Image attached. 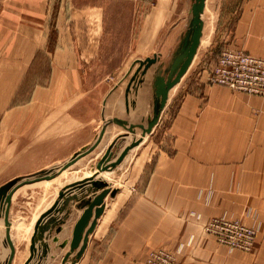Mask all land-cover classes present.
Listing matches in <instances>:
<instances>
[{"label":"rangeland","instance_id":"rangeland-1","mask_svg":"<svg viewBox=\"0 0 264 264\" xmlns=\"http://www.w3.org/2000/svg\"><path fill=\"white\" fill-rule=\"evenodd\" d=\"M51 1V11L55 12V3L58 5L61 0ZM226 1L231 3L226 5ZM237 1H206L202 14L204 28L201 43L187 71L169 90L168 99L163 108L162 123L151 135H141L142 139L138 141L139 147L132 151L131 156L103 172L101 178L107 180L111 187L117 188V191L114 196L107 195V207H105L106 200L104 206V209H107L103 210L98 225L89 235L91 240L88 246L89 264L102 262L106 264L104 259L108 255L113 256L114 250L126 249L125 241H122V246L118 241L115 247L116 237L119 239L122 237L125 240L146 238L151 241L148 246H145L139 260L140 264H176V256L191 243L194 235L190 234L184 242L176 245H170V242L181 226L188 222L189 225L191 222L199 223L203 235L213 238L219 246H224L228 251L253 252L257 248L255 243L259 239H264V198L245 199L247 205L242 211L235 202V207L230 206L228 207L230 209H227L225 206L217 214L200 221L194 210L190 208V210L178 212L177 207L170 204L171 207L167 213L168 208L163 195L161 196L160 192L158 195L152 192L153 189L163 187L161 182L151 181L153 173L164 171L161 170L163 167L172 166L167 164L156 168V147L163 149L170 156L175 152L176 136L170 132L169 127L185 97L194 95L199 98L200 103L197 100L196 105L193 104L192 107L206 111L203 112L202 122L197 121L196 132H191L194 124L188 125L183 133L184 137L180 138L179 142H188L191 139L205 140L206 138L203 137L209 136V128L205 125L204 118L207 117L205 114H208L209 109L216 104L233 109L235 104L242 103V108L245 107L250 111L255 120L260 115H264V96L207 82V75L214 59L223 47L245 50L242 47H235L229 41L230 39H227L230 38L229 32L234 22L229 20L228 11L238 10ZM73 3L75 7L83 11L70 15L74 24L71 28L73 27L77 32V38L71 39L75 41L74 51L78 43L87 44L85 52L66 55V46H70L69 38H58V26L52 16L51 20L46 22L49 36L45 46L36 50L30 64H26L23 71L12 73L10 98L7 106L0 111V124L3 121V124L8 125L9 130L7 126H4L2 130L6 127L7 134L4 135L7 141L13 143L17 141L19 154L17 162L14 163L15 159L12 158L11 164L10 159H7L10 152V149H7L9 146L0 151V158L7 164L3 168L5 173L1 174V178L10 171L16 172L18 176H24L61 164L76 151L92 144L105 123L106 128L100 142L89 153L57 173L53 179L49 181L38 179V183L31 181V185L15 192L18 204L24 206L23 209L26 212L37 213L53 199L55 200L60 191L75 182L89 177L100 178L97 174V164L109 143L122 129L119 124L110 119L117 113H124V88L128 78L112 90L103 104L105 96L117 84L134 59L153 56L156 53L159 55L158 62L168 61L177 44L179 33L184 30L191 0H73ZM93 6L101 7V41L97 49H95L96 38L93 36L97 28V11L91 9ZM59 48L64 49L65 52L59 53L57 59L59 62L53 61L54 51ZM69 56L73 61L62 64L63 61L68 63L71 60ZM11 66L13 67L11 70H14L18 64H11ZM152 72L153 68L150 67L147 72L148 79L146 78L144 82V87L149 89L146 98L149 105ZM143 107H145L144 110H142ZM143 107L141 110L145 112L147 103ZM51 109L58 112V116L54 113V119H58V128L55 127L53 135L50 133ZM102 110H105L104 114ZM64 127L65 132L62 133L61 128ZM123 142H119L117 153L126 144ZM1 152L6 154L2 156ZM150 156L152 157L149 161ZM184 165L185 169L190 167ZM184 168L181 171H184ZM191 183L193 182L176 181L174 184L170 182L172 188H177V185L178 188H185L187 200H189V189H191L189 184ZM208 183V187L203 188L207 190L203 193L206 194L205 201L208 200L206 203L211 198L214 182ZM181 185L184 186L180 187ZM174 195H178L175 190ZM193 198L197 202L196 197ZM219 198L222 200L220 196ZM175 199L177 200L176 196ZM137 200L139 209L135 206ZM191 206H194L192 201ZM222 215L228 220H238L243 225L255 228L254 242L250 250L229 249L225 244L218 242L214 234L205 230L204 225L211 218ZM134 247L138 246L130 245L127 249H134ZM259 248L264 252V244H261ZM69 250L70 244L63 258L61 255L62 260H48L44 264H64V256ZM24 263L22 261L15 264ZM32 264L41 263L38 260L33 261Z\"/></svg>","mask_w":264,"mask_h":264},{"label":"crops","instance_id":"crops-1","mask_svg":"<svg viewBox=\"0 0 264 264\" xmlns=\"http://www.w3.org/2000/svg\"><path fill=\"white\" fill-rule=\"evenodd\" d=\"M51 3V0H0V111L7 106L10 98V78L12 73H18L20 70L23 71L25 65L30 64L36 50L45 46L47 36H49L46 22L51 20L52 16L53 21L58 26V38H69L70 46H66V55H73L75 52H85L87 44L78 43V45H75L76 51H74L75 41L71 39L77 38V32L73 28V18L70 15L74 12H81L83 9L75 7L73 0H61L58 5L55 3V12H52ZM229 3L231 2H225L226 5ZM236 4L238 10L228 11L230 13L229 20L234 22L233 28L229 32L230 38L227 39H230L229 41L235 47H242L254 55L264 57V0H238ZM91 9L97 11V28L93 34L96 38L95 49H97L101 41V7L93 6ZM71 26L73 27L71 28ZM61 51H64V49L59 48L54 51L53 61L59 62L57 59L59 58V53H63ZM69 57L71 60L68 63L66 61L61 63L69 64V62L73 61L72 57ZM11 64H18V66L14 70H11L13 68ZM205 87L204 90L206 89ZM148 91L149 89L146 86L139 89L141 97L136 99V101L139 100L136 102V107L140 110L147 103ZM197 100L200 103L199 98H196L194 95H188L178 107L169 127L170 132H173L176 136L175 152L170 156L159 147H156L157 150L155 152L157 156L156 168L159 165L171 164L172 166L161 168L164 171L159 173L155 171L151 181L162 183V188L153 189L152 192H155V195H158V192L161 193V196L163 195L168 208L167 213H169L170 204H173L177 207L176 210L178 212L189 208L194 210L199 220L204 221L210 216L217 214L225 206L227 209H230L228 208L230 206L235 207V202L236 206H239L242 211L247 205L245 199L251 197L264 198V115H260L255 120L250 111L245 109L244 106L242 108V103L235 104V108L233 109H229L228 107L223 108L224 106L221 107L216 104L215 107L212 106L209 109L208 114H205L207 117L204 118V123L209 128V136L203 137L206 138L205 140L198 139L197 141L191 139L188 142H179V139L184 137L183 133H185L188 125L192 126L194 124L191 132H196L197 121L202 122L203 112L206 110L192 107L193 104L196 105ZM144 108L142 109L144 110ZM102 112L104 114L105 110H102ZM54 113L58 116V112L51 109V135H53L55 127L58 128V119H54ZM116 115L126 116L125 110L124 113H117ZM133 120L137 121L138 119L136 116H133ZM162 121L163 110L159 121L149 133L142 134L141 129L136 128V136H140L135 137V145L126 153L121 161H124L129 155L131 156L132 151L139 147L138 141H140L141 135H151L153 131L157 130ZM4 126L8 128V125L3 124L2 121V124H0V151L9 146L7 149H10V152L7 159H10L9 163H11V159L13 158L15 159L14 163H16L19 154L17 141L16 143L7 141V137L4 135L7 134L6 127L5 130H2ZM121 128L117 134L125 130L122 126ZM61 130L64 133L65 127L61 128ZM51 140L56 139L51 138ZM129 140L130 135H127L125 140H122L124 141L123 144ZM152 153H154L153 150ZM5 154L1 152L2 156ZM184 164L190 167L185 169ZM6 166L7 164L3 163L0 158V185L18 176L16 172L12 173L10 171L9 174L1 178V174L5 173L3 172V168ZM183 168L184 171H181ZM55 175L40 179H47L49 181ZM32 181H37L35 183H38V179ZM176 181L193 182L189 184V188H191L189 189V200L186 198L187 191L183 187L184 185L180 186L184 189L178 188V185L177 188H172L170 182L174 184ZM209 181L211 183L214 182L212 183L213 191L209 202L206 203L208 200L205 201L206 194L204 195L203 193L207 192V190L203 188L208 187ZM31 183V181H28L19 185L12 191L10 197L8 210L9 238L15 248L11 264L25 262L29 258L31 254V235L35 221L54 200L37 213L26 212L23 209L24 206L18 204L14 194L17 190L20 191L21 188L31 185ZM174 190L175 193L176 191L178 192V195H174ZM194 196L197 202H195ZM104 200H106L105 207H107V196ZM191 201L194 203V206H191ZM135 206L139 207L138 200ZM67 209L70 211L65 221L60 223V230L56 231L55 226L45 231L43 240L48 245L46 254L39 259L41 264H44L48 260H62L61 255L63 258L65 250L71 244L72 230L75 222L83 212V208H77L74 201L71 200L67 205ZM63 214L64 211L54 215L60 218ZM100 218L101 215L97 219L96 226ZM190 234L194 235L193 240L176 256V264H264V252L259 248L261 244H264V239H259L255 243L257 248L253 252L228 251L224 246H219L213 238L203 235L200 231L199 223L191 222L189 225L188 222V224L181 226L177 235L170 242V245L184 242ZM90 241L89 236L86 249L75 264H89L90 255L88 246ZM114 241L115 247L118 245V241L120 242V246L125 241L124 246L126 249H120V251L114 250L113 256L108 255L104 259L106 264H118V262L119 264H140L141 255L150 240L146 238L125 240L122 237L120 239L116 237ZM61 243L66 244L61 246ZM130 245H137L138 247L127 249ZM36 246L38 247V242H36ZM9 251L10 249L5 239L3 210H1L0 264H4ZM74 253L75 251H72L70 257ZM34 261L37 262L38 259L36 258ZM101 264L104 263L102 262Z\"/></svg>","mask_w":264,"mask_h":264},{"label":"water","instance_id":"water-1","mask_svg":"<svg viewBox=\"0 0 264 264\" xmlns=\"http://www.w3.org/2000/svg\"><path fill=\"white\" fill-rule=\"evenodd\" d=\"M205 1L206 0H191L189 10L190 18L188 19L184 30L179 33L177 44L173 48L166 63L158 62L159 55L156 53L153 56L134 59L127 71L118 80L117 84H115L105 96L103 104H105L112 90L118 84L122 83L124 79L128 78L124 88L126 116L116 115L110 119V121L121 125L125 130L115 136V138L109 143L103 156L100 158L97 164V174L100 178L95 179L89 177L64 188L59 192L52 204L38 216L31 235V255L24 264H32L36 258L39 260L46 254L48 244L43 240L45 231L55 226L56 231L60 230V223L64 222L69 214L70 210L67 209V205L71 200L74 201L77 208H83V212L74 224L70 250L64 256V264H69V262L75 264L81 258L86 249L89 234L94 231L97 219L104 210L105 197L108 194L114 196L117 191V188L111 187L107 180L101 178L102 173L110 167L117 165L124 158L126 153L135 145V130L137 127L141 129L142 134L149 133L159 121L161 112L168 99L169 90L187 71L199 47L203 32L202 14L205 7ZM135 64L137 65L135 66ZM150 67L153 68L149 86L151 89L150 113L145 116L141 115L139 109L135 110L134 115L139 119L136 121L131 117V109L135 107V100L130 98L129 94L132 89L136 90L137 84L144 80L143 77ZM105 128L106 123L103 125L92 144L76 151L63 163L50 168L41 169L31 174L14 177L0 185V211L3 210L5 239L10 249L9 255L4 264H11L15 252V248L9 238L8 222V210L12 191L25 182L50 177L69 167L80 157L89 153L100 142L105 132ZM129 134L132 135V139L117 153L116 149L119 147V142ZM62 211H64V214L60 218H57V216L54 215ZM36 242H38V247L36 246ZM63 245L64 244L61 243V246ZM72 251H75V253L73 256L69 257Z\"/></svg>","mask_w":264,"mask_h":264},{"label":"built area","instance_id":"built-area-1","mask_svg":"<svg viewBox=\"0 0 264 264\" xmlns=\"http://www.w3.org/2000/svg\"><path fill=\"white\" fill-rule=\"evenodd\" d=\"M207 82L264 96V58L242 49L223 47L214 59ZM204 228L229 249L250 250L256 232L253 226L228 220L224 215L211 218Z\"/></svg>","mask_w":264,"mask_h":264},{"label":"bare ground","instance_id":"bare-ground-1","mask_svg":"<svg viewBox=\"0 0 264 264\" xmlns=\"http://www.w3.org/2000/svg\"><path fill=\"white\" fill-rule=\"evenodd\" d=\"M189 10H190V7H189V9H188V13H187V18H186V22H185V25L187 24V22H188V19L190 18V12H189ZM185 25H184V28H185ZM183 28V29H184ZM137 64H135V66H136ZM134 69V68H133ZM149 70V69H148ZM148 72V71H147ZM144 78V80L141 82V83H139V84H137V86H136V90L134 89V91L132 92L131 91V93H133L134 95H132L131 96V94L129 95V96H131L130 98H133L135 101V107L133 108V109H131V117L133 118V116H135L134 115V111L135 110H137V109H139V108H137L136 107V102L137 101H139V100H137L136 101V99L137 98H139V97H141V94L139 93V89L140 88H143L144 87V82L148 79V77H147V73L145 74V76L143 77ZM147 78V79H146ZM146 79V80H145ZM141 101V100H140ZM145 102V101H144ZM149 101H147V109H146V111L145 112H142L140 109V112H141V115H147L148 113H150V105H149V103H148ZM114 103H116V102H114ZM138 106V105H137ZM143 110V109H142ZM122 132H124V131H122ZM136 132H137V129L135 130V137H136ZM121 133V132H120ZM129 135H131V134H129ZM131 137H132V135H131ZM103 174V173H102Z\"/></svg>","mask_w":264,"mask_h":264}]
</instances>
